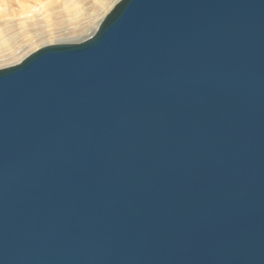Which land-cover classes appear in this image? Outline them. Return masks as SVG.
<instances>
[{
  "label": "water",
  "instance_id": "95a60500",
  "mask_svg": "<svg viewBox=\"0 0 264 264\" xmlns=\"http://www.w3.org/2000/svg\"><path fill=\"white\" fill-rule=\"evenodd\" d=\"M0 264H264V0H118L0 68Z\"/></svg>",
  "mask_w": 264,
  "mask_h": 264
},
{
  "label": "bare ground",
  "instance_id": "6f19581e",
  "mask_svg": "<svg viewBox=\"0 0 264 264\" xmlns=\"http://www.w3.org/2000/svg\"><path fill=\"white\" fill-rule=\"evenodd\" d=\"M113 0H0V60L32 44L84 39L88 24Z\"/></svg>",
  "mask_w": 264,
  "mask_h": 264
},
{
  "label": "rangeland",
  "instance_id": "374dc122",
  "mask_svg": "<svg viewBox=\"0 0 264 264\" xmlns=\"http://www.w3.org/2000/svg\"><path fill=\"white\" fill-rule=\"evenodd\" d=\"M118 0H113L112 4L110 5V8L108 10H104L96 19H93L89 24H88V28L83 32V34L81 35L83 38L88 37L97 27L99 21L104 17V15L112 8V6L117 2ZM57 38H53L51 40H49V44H53V43H63V42H58L56 41ZM46 39L38 41L34 44H32L31 46H29L26 49H23L22 52L16 54L15 56L9 57V58H3L0 60V68L2 67H6L8 65H12L14 63L19 62L25 55H27L28 53L36 50L37 48H39L42 45H46L48 43H46ZM74 42V41H72Z\"/></svg>",
  "mask_w": 264,
  "mask_h": 264
}]
</instances>
